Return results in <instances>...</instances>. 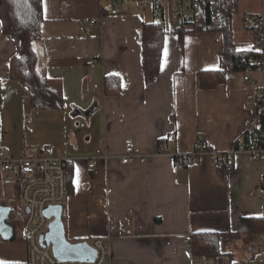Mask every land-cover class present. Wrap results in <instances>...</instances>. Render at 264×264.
<instances>
[{
    "label": "crops",
    "instance_id": "0c3cea01",
    "mask_svg": "<svg viewBox=\"0 0 264 264\" xmlns=\"http://www.w3.org/2000/svg\"><path fill=\"white\" fill-rule=\"evenodd\" d=\"M235 1L232 40L244 50L253 42L245 15L261 17L264 40V0ZM183 5L174 0L161 8L160 71L145 84L140 31L155 20L151 5L42 0L34 47L40 74L63 101L52 110L30 107L21 84L10 79L19 44L2 34L0 23V148L18 158L32 147H52L69 160L74 193L62 206L66 238L103 239L111 252L106 264H216L189 253V234L202 232L223 235L222 249L231 255L226 264H264V234L237 232L242 219L264 216V155L236 153L230 168L216 162L256 120L248 102L262 91L264 70L248 72V81L246 73H230L225 83L201 89L199 73L220 69L223 35L186 32L180 38L175 12L183 13ZM86 17L99 25L80 33ZM106 76L120 79L117 95H105ZM198 130L211 150L174 170L175 156L190 153ZM128 140L144 160L121 164ZM19 204V188L0 182V205L21 217ZM26 262L25 242L0 236V263Z\"/></svg>",
    "mask_w": 264,
    "mask_h": 264
},
{
    "label": "trees",
    "instance_id": "16d2710c",
    "mask_svg": "<svg viewBox=\"0 0 264 264\" xmlns=\"http://www.w3.org/2000/svg\"><path fill=\"white\" fill-rule=\"evenodd\" d=\"M236 1L212 0L196 15L190 12L189 20H182L177 33L182 38L186 32L218 31L223 35V48L220 57V69L217 71H203L199 73L200 87L209 90L225 83L230 73H248L256 68L254 60L257 55L251 49L236 50L232 40V17L236 12ZM188 9V8H187ZM219 9L220 13L211 21L212 12ZM159 19L151 23H144L140 31L142 49V71L145 84L154 82L160 71L162 50L166 28ZM250 18L260 19V16L245 15L244 23ZM43 22L42 0H0V23L2 34L19 44V52L9 62V76L11 80L21 84L24 99L27 104L38 110L61 109L63 101L61 95L51 88L46 78L40 74L38 53L34 47L40 37V25ZM253 35V44L261 38L263 28L257 23L256 27L248 31ZM28 86L29 90H28ZM121 90V81L116 76L104 77V93L107 96L117 95ZM30 91V92H29ZM3 87L0 81V104ZM256 120L249 124L234 144L245 146L257 145L264 148V97L255 99ZM177 161V158H175ZM186 163L184 165H187ZM67 197L74 193L73 171L71 164L66 165ZM264 187V182H263ZM13 229L12 241L22 240L23 218L15 213L10 217ZM238 233L251 238L264 234V216L242 219L238 226ZM97 239V238H96ZM223 235L215 232L192 233L188 236V248L192 257L214 259L216 264H226L231 255L222 249ZM12 264V263H0ZM16 264H28L16 263Z\"/></svg>",
    "mask_w": 264,
    "mask_h": 264
},
{
    "label": "built area",
    "instance_id": "2783aa9c",
    "mask_svg": "<svg viewBox=\"0 0 264 264\" xmlns=\"http://www.w3.org/2000/svg\"><path fill=\"white\" fill-rule=\"evenodd\" d=\"M116 7L121 5H151L153 7L154 18L157 20L161 14V8L164 4L174 2V0H110ZM178 5L189 4V10L196 15L212 0H175ZM231 2L235 0H230ZM220 10L212 12L211 21H213ZM175 18L179 21L189 20L191 16H185L181 10L175 12ZM257 23L262 25L261 17L259 20L250 18L245 22L246 31H251ZM99 20L86 17L82 20L79 31L85 33L89 28H96ZM246 49H251L257 57L254 60L256 68L254 70H264V40L261 38L248 45ZM248 73L244 76V81H248ZM264 97V87L259 93ZM248 106L255 111L256 102L250 100ZM257 116H255L256 118ZM264 134V133H262ZM204 133L201 130L196 132V138L192 143L189 154L175 156L174 170L182 167L186 163L197 160L200 154L209 152L210 146L203 139ZM246 152L253 158L264 155V148L257 145L245 146L240 144L230 152L216 156V162L224 164L227 167L234 165V155L236 153ZM146 157L138 156L135 152L134 143L131 140L126 141L124 154L120 158L121 164H128L137 159L144 160ZM69 160L58 158L53 153V148L37 149L29 148L24 150L18 158H11L7 151L0 148V182L4 186H16L20 190V204L17 207L18 212L23 218L22 239L27 247L28 264H106L111 256L110 249L103 239H94L88 244L96 251V258L92 263L82 262H59L53 255L50 244H40V236L49 231V224L52 221L47 219L43 212L45 209L53 206H63L67 199L66 187V165ZM93 164H89L91 168ZM264 240V236H263Z\"/></svg>",
    "mask_w": 264,
    "mask_h": 264
},
{
    "label": "water",
    "instance_id": "95a60500",
    "mask_svg": "<svg viewBox=\"0 0 264 264\" xmlns=\"http://www.w3.org/2000/svg\"><path fill=\"white\" fill-rule=\"evenodd\" d=\"M11 208L0 205V236L5 241H10L13 236V229L9 223ZM44 216L52 221L49 224V231L40 236L41 245L45 242L52 246L54 257L59 262H82L92 263L96 258V251L90 247L88 242H69L65 235L62 216V206H53L44 210Z\"/></svg>",
    "mask_w": 264,
    "mask_h": 264
},
{
    "label": "rangeland",
    "instance_id": "374dc122",
    "mask_svg": "<svg viewBox=\"0 0 264 264\" xmlns=\"http://www.w3.org/2000/svg\"><path fill=\"white\" fill-rule=\"evenodd\" d=\"M186 8H189V4H186V3H185V4L183 5V7H182L183 13H187V12H189V10L186 9ZM240 27H241V26H240ZM29 87H30V86H28V90H29ZM29 92H30V91H29Z\"/></svg>",
    "mask_w": 264,
    "mask_h": 264
}]
</instances>
